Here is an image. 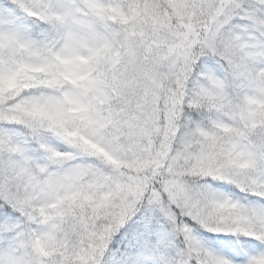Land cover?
Returning a JSON list of instances; mask_svg holds the SVG:
<instances>
[{
  "label": "snow or ice",
  "instance_id": "snow-or-ice-1",
  "mask_svg": "<svg viewBox=\"0 0 264 264\" xmlns=\"http://www.w3.org/2000/svg\"><path fill=\"white\" fill-rule=\"evenodd\" d=\"M0 264H264V0H0Z\"/></svg>",
  "mask_w": 264,
  "mask_h": 264
}]
</instances>
